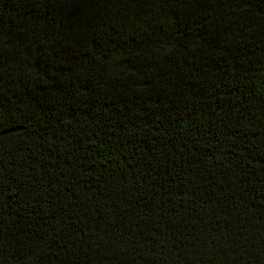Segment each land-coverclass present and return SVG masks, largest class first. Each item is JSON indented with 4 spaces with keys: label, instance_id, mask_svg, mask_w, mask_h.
Masks as SVG:
<instances>
[{
    "label": "trees",
    "instance_id": "obj_1",
    "mask_svg": "<svg viewBox=\"0 0 264 264\" xmlns=\"http://www.w3.org/2000/svg\"><path fill=\"white\" fill-rule=\"evenodd\" d=\"M0 264H264V0H0Z\"/></svg>",
    "mask_w": 264,
    "mask_h": 264
}]
</instances>
